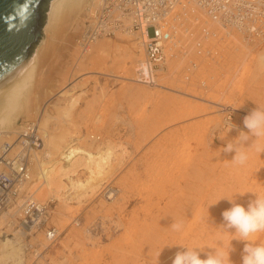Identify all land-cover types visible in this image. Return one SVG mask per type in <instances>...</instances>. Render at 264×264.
<instances>
[{"label":"bare ground","instance_id":"1","mask_svg":"<svg viewBox=\"0 0 264 264\" xmlns=\"http://www.w3.org/2000/svg\"><path fill=\"white\" fill-rule=\"evenodd\" d=\"M104 2L105 0H51L49 2L45 27L43 29V38L39 46L36 48L30 59L20 67V71L0 88V148L3 143L11 142L17 135H19L20 132H24L28 127L27 123H29L30 121L36 122L40 138L43 140V144L40 149L33 153V156L30 160L32 181L27 183L25 188L26 190H32V192L34 193V199L39 201L40 203L51 205L52 202L58 201L60 203V207H62L63 209L60 211V215H63V212L68 210L66 207L67 203L65 202L66 198H69L72 195H76L77 197H79L80 195L88 194L89 196L90 192L94 191L95 193L96 190L94 189L101 187L98 192L100 193L101 191H103V194L100 193L99 195H103L101 206L103 207L102 209H106V211L104 210L106 215L94 219L87 218L85 219L86 222L84 224L81 220L75 221L78 218L77 216V218L73 220L76 227H83L80 230L72 229L66 235L67 242L64 245L66 247H69L70 244H75L76 251L78 252L76 258H78L80 262L78 264H103V261L108 259L109 255L112 254L113 256V254L115 253H113V251L111 252L110 250H107L106 253L104 252L100 254L95 249L98 245L101 244L103 240H107L109 237H112V233H110L113 231L112 227L115 229L117 228V230L114 229L115 234L116 231H124L129 234L130 241H127L128 239H126V243H124L125 246L122 247V244L120 242L119 245L121 244V248L122 250H124V252L121 250L124 254V257L127 256V253L128 255H131L132 264H172V260L175 257L176 253L179 251H184V247L198 249L200 251V256L202 259L207 258V255L212 253L216 248L227 252L230 251L233 247V251L231 252L232 264H242L243 248L246 242L237 239L233 240L234 236L230 231H234V229L229 231L222 226L224 224L222 216V213L224 212L223 208L228 204V202H225L224 199H222L217 204L212 205L216 201L221 199L224 193H226L225 183L231 176H234L233 172H235V170L237 169H235L233 165H231V162L228 161L229 159H227L225 163H223V166L217 167V164V168H212L213 171H210V168L209 166H207L208 164L205 161L206 155L204 154L205 156H203V154L199 153L194 155L196 151L194 150V147H197L198 145V143L197 145L194 144V140L195 138H200L198 142L203 144V142L200 140L201 138L203 139V136L206 137V134H203L204 129L202 131L198 130L203 134V136H200L202 135L200 134V137L198 136V134V137H194V134H187L183 137L182 129L179 127H177L174 132H171L172 134H167L166 142H168V140L170 139H176L175 147H173L171 152L168 151L170 155L162 153L164 154V156H168V159H177L176 162L172 163L170 166L172 167L170 168L172 169V172L168 173L166 171L168 165L164 164L165 166L163 167L167 168L163 169L166 172L163 173L162 171V179L165 181V184L162 183L164 184L163 186H161V184L158 182L161 179V175L159 176V178L152 175L155 173L159 175L162 169L153 168V171L148 170L147 172L149 173V175L147 176V181L149 183H151L152 181L154 183H157L155 189L157 188L156 190L158 191V197L159 195H161V199L164 198L163 202H161L160 204L152 205V210H157V214L153 215L151 206H148L146 207L147 212H144V214H140L139 212L136 215L131 216L130 218L117 215L119 217L115 218V216H111V211H113L117 207H115V205L118 202L124 200V193H121L119 185L118 187L114 188L111 187L110 184L105 186V184H107L106 182L100 183L101 181L103 182V180L106 178V175L111 170H114V167H117L121 164V159H118L119 155H117L114 151V145H112L113 142H110V144L108 142L107 149H104V146H101L104 142H102L103 137L98 133L90 135L88 134V142L85 144H83V142L79 143L77 141L70 142L69 139L73 135L75 136V133L84 132L82 125L80 128V123L77 121L79 123L77 124V122L75 121L77 117L74 118V114L77 112L74 110L76 108L78 109L80 102L83 99L81 100L80 98H78L79 96H76L77 98H72V103L70 102L69 105L66 106L61 104L65 100L62 98H68L69 96H71L72 87L70 88V90L68 89V87L70 85H73L75 87L74 83L76 82V79L81 75L80 72L83 73L82 70H98L95 71L96 74H103L114 77L116 78V80L119 79V81L124 84L122 94L125 101L129 99L133 102L131 103L132 106L130 105L133 110L135 109L133 106H135L136 103H138L139 105V102L141 100L147 99L150 101H154L155 96H158L157 98L160 99L163 93H167L168 96H170L169 94H174L180 97L183 96L184 98H188L191 100L193 98V101L198 100L197 102H202L203 105H199V103L197 104L199 106L205 107L206 105L204 106V104L206 103L207 105L212 104L220 105L219 107L222 106V120H219V122L221 123L218 124L217 119H215L216 121L213 124L214 126L216 125V127L222 126L221 129H226V131H228L227 129L229 124L225 123L227 121H224L223 113L225 112L226 107L230 108L235 114L233 124L235 125L236 131H238V133H240L241 131L247 132L248 130L244 127L243 120L246 114H250L255 109H252L251 107H245L243 105H239L240 107L235 106L230 102H227L229 103L228 106H223L222 104H220V101L216 100L217 98L210 99L209 96L208 99H204L198 97L197 95L195 96L192 93L184 91L180 85H177V82L180 81L181 83V74L183 73L182 71L184 70V68L186 69L185 64L192 58L199 59L198 63L201 62L202 67L199 68L198 66L200 63L197 64L193 62L194 60L190 62L191 67L187 65L190 67L187 71L190 73L192 72L191 75L195 74V70H206L209 67L210 60L207 61L208 59H205L204 55L206 56V54L203 55V52L205 53V49H207L205 48V45H210V42H208L209 37L212 36L213 38V34L221 33L222 38L225 37L224 42L227 44L225 45L229 48V56H227L230 57L232 61H239L241 64L246 65L248 71L264 70V47L259 48V44H255V46H253L250 43V45H248L247 43L251 42L250 39H248L247 36L239 32V30H237L233 26H229L232 27V29L229 30L220 28L219 23L213 21V18L204 6H202L200 3H197L196 1H190L189 5H185V7H179L177 11L175 10L170 18V22L173 23L172 25H174V27L172 26L174 44H172L173 48L170 50L169 59L167 61V69L163 70V73L161 72L160 82L154 85L141 84L137 81L138 78H135V72L137 70L138 64L144 59L145 56V38L139 37L133 31H130V23L125 18L127 17V13H124L123 5L118 4L117 9L119 10H115L112 15L114 18H119L125 23V27H120L114 37L128 36V38L126 39L132 41L131 37L135 36L137 42L136 44L132 43V45H130L131 47H122L119 45H114L110 37H100L96 40L90 41L91 38L87 36V30L92 27L95 21L93 15L97 10H103L105 5ZM176 12L178 13L177 18L175 16ZM92 19L93 21H91ZM258 21L264 23V18H260ZM87 24L89 25L87 26ZM239 36H241L242 38ZM220 38L216 39L220 40ZM252 41L255 42L260 40H255L254 38ZM263 41L264 38L261 40V42ZM225 49L223 48V50ZM211 61L213 60L211 59ZM235 64L237 65V63ZM72 72H74L73 75L75 77L74 79L72 78V80L69 81L72 76V74L70 73ZM182 75L185 76V73ZM186 78L184 79L186 80ZM182 82L184 81L182 80ZM181 84L184 85L183 83ZM168 96L165 97L168 98ZM94 97L96 98V95ZM55 99H57L56 103H54ZM156 103H158V101H156ZM124 104L125 103L122 102L121 107H124ZM203 107H201V109L204 110ZM140 108L137 109L140 110ZM146 108L145 110H143V112L146 111ZM94 109H96V106ZM103 110L104 111L100 112L99 110L98 113H94V115L97 114L95 115L97 118H93L95 119L94 127L96 129L97 127H99V123H101V118L105 117L104 119H109L113 115V111L110 112L108 108L104 107ZM153 110L157 111L156 107ZM87 112L89 111L87 110ZM139 112L140 111H138V113ZM116 113L117 112H115V114ZM221 113L218 114L220 115ZM22 118L25 119V122L21 125L19 124V122ZM150 119L151 116L149 115V120ZM84 121L85 120H82V122ZM143 121L145 122V119ZM157 121L159 120L157 119ZM168 121L165 122L167 123ZM208 121L210 122L209 119ZM129 122H131V120ZM153 123V127L157 125V122ZM198 123L201 125L200 122ZM131 124L133 130L137 129L136 127L141 126L142 124V118H137V120L132 121ZM200 125L196 128L199 129ZM106 126H108V124ZM203 126L205 127V124ZM104 127H100L101 129L99 128L97 130L95 128L94 129L96 130V132H98L99 130L102 131L103 129H105ZM189 129L191 128H185L183 130L188 131ZM211 130H213V128ZM90 131L92 130L89 129L88 132ZM151 131L149 130L148 132ZM155 131L153 130V132ZM137 133L138 132H136V134ZM196 133L198 132L196 131ZM143 138H148V136ZM96 143L99 144L96 146ZM137 144L140 145V143ZM167 144L168 143H166V145ZM198 146L200 147L201 145ZM162 149L165 150V147L162 146ZM220 152L221 151H219V153ZM158 161L159 160H157L156 162L159 163ZM164 162L166 163V161L162 160V163ZM123 164L125 163L123 162ZM212 164L214 163L212 162ZM243 167H245V165ZM174 169H176V171ZM244 170L249 171L248 168ZM79 175L85 178L81 179L80 177H78ZM109 175L111 174L109 173ZM106 180H109V178ZM112 181L113 180H111V182ZM256 182L257 183H253V187L249 188L250 190L243 195L254 193L253 191H256L257 193L259 192V195H261V189L263 188L264 184L260 183L258 180H256ZM246 184L248 185L247 182ZM161 191H163L162 194H160ZM165 193L166 196L164 195ZM91 195L93 194L91 193ZM148 196H151L150 193ZM145 197L143 198L145 199ZM151 197H149V199H151L150 201H152ZM166 197L169 199L167 200ZM254 199L255 194L250 195L241 205L246 207L247 204ZM149 204L150 203H148V205ZM161 204H164V206ZM144 205H146V203ZM8 208V211L2 214V216L0 217V231L4 228H7V232H0V264H35L36 262H38L39 264H43V262L40 261L41 257L50 249L54 242H51L46 238L45 232H43L40 227L37 233H31L30 235H27V233L25 234V231H23L22 229L18 230L21 224V220L23 219L21 210L18 205ZM141 208L142 210L145 209L143 208V206ZM99 211L103 212L101 210ZM51 212L52 211H50L49 214L50 222L51 220L54 221V219L56 220L57 218L53 217ZM89 214L91 215V213ZM141 215L143 216L141 217ZM71 222L68 223L70 224ZM177 222L182 223V228L179 231L174 230L172 227V225ZM64 227L65 225H63L61 229ZM98 228H101L104 234H94V232H96ZM56 229L58 230L59 240V238L61 237V231L58 227H56ZM66 229L67 227L63 229V232ZM120 238L121 237H119V239ZM113 242L116 243L115 240ZM254 242L264 243V233L257 234V236L254 238ZM29 245L32 247H36L39 256H42H38L39 258H37V256H35L33 252L28 249ZM116 247L117 245L113 246V248ZM67 260V258L64 259V261L60 262V264L66 263ZM126 260L124 259L125 262ZM53 264H59V262L53 260Z\"/></svg>","mask_w":264,"mask_h":264},{"label":"rangeland","instance_id":"2","mask_svg":"<svg viewBox=\"0 0 264 264\" xmlns=\"http://www.w3.org/2000/svg\"><path fill=\"white\" fill-rule=\"evenodd\" d=\"M217 34L218 35H217L216 38L219 39L220 36H221V33H217ZM77 36H78V34H77ZM77 36H76V38H77ZM239 37H241V36H239ZM126 38H128V36H126V37L118 36V37H113L111 39H112V42L114 43V45H119V46H122V47H128V46L132 45V43L133 44L137 43L135 36L131 37L132 41H129ZM214 38L215 37L212 38V36L209 37V41L208 42H210V45L209 44L205 45V48H207V49H205L206 50L205 53L203 52V55L206 54V56L204 55L205 59L206 60L208 59L207 61L210 60L209 67L206 70H195V74L191 75L192 72L190 73V72L187 71V70H189L188 68L191 67L190 62H192L194 60L193 62H195L197 64L200 63L199 66H198L199 68H201L202 66H201V62L198 63L199 59L192 58V59L188 60L186 62V64H185L186 65V69L184 68V70L182 71L183 72L182 74L185 73V76L181 74V78L184 81V82H182V80H181V83H183L184 85H182L180 83V81L177 82V85H180L183 88L184 91L192 93L195 96L197 95L198 97H201V98H204V99H208L209 96H210L209 97L210 99H212V98L216 99L217 98L216 100L220 101V104H222L223 106H225V105L228 106L229 103H227V102H230V103H232V105H235V106H239V105L242 106L243 105L245 107H251L252 109H256L257 107H259L262 110H264V70H249L248 71L247 68H246V65L241 64L239 61H232L230 59V57H228L229 56V51H228L229 48L226 46L227 44L224 42L225 41V37L222 38V36H221L220 40H217L216 38L215 39ZM210 39H212V40H210ZM213 40H214V42H213ZM223 42H224V44H223ZM250 43L253 46H255V44H259V46H258L259 48H263L264 47V41L261 42V40L260 41H255V42L251 41V42H248L247 44L250 45ZM125 45H127V46H125ZM211 45L213 46V48H212ZM218 46L220 48H222V49H220ZM225 47H226V49H225ZM223 48L225 50H223ZM212 51H214V52H212ZM216 51H217V53H216ZM219 52L222 53V54H220ZM214 53H216V54H214ZM210 58L213 61H211ZM233 63L234 64L237 63V65L236 64L234 65ZM187 65H189L190 67L187 66ZM66 71H68V70H66ZM69 71H71V70H69ZM82 71H83V73L80 72L81 75L76 79V82L74 83L75 87L73 85L69 86V83H68V86H69L68 89L70 90V88L72 87L71 88V93L72 94H71V96H69L70 98L69 97L68 98H62V99H65V100L62 102L61 105H66V106L69 105L71 100H72V98H77L76 96H79L78 98H80L81 100L83 99L80 102V105H79L78 109L76 108L74 110V111H77L75 113L76 115L74 114V112H73V114H74V118L77 117V119H78V120L76 119L75 121L76 122L78 121L80 123V128H81V125H82V128L84 129L83 130L84 132L75 133V136L73 135L69 139L70 142L71 141H74V142L77 141L79 143L83 142V144H85V143L88 142V136L90 134L98 133V134H100V136L103 137L102 138V142L104 141L101 146L102 147L104 146V149H107L108 142H109V144H110V142L111 143L113 142L112 145H114V151L116 152L117 155H119L118 159L119 160L121 159L120 160V162H121L120 165L121 166L120 165H118V166L115 165L117 167H114V170H111V171L109 170L110 171L109 173L111 175H109V173H108L106 175V178L104 179L105 181L103 180V182L102 181L100 182V183L106 182L107 184H105V186L110 184V186L114 187V188L118 187V185H119V188L121 189V193H124V196H125L123 201L118 202L115 205V207L117 206L115 208L116 210L114 209L115 211L114 210L111 211V213H112L111 216H115V218L119 217V216H126V217L130 218L131 216H134V215H136L139 212H140V214H144V212L146 213L147 212L146 207H148V206H151V210H152V205L153 204L157 205V204H160L161 202H163L164 198L161 199V195H159V197H158V191L156 190L157 188L155 189V187L157 186V183H154L153 181L151 183H149L147 181V176L149 175V173H147V172H148V170L153 171L152 170L153 168L162 169L159 175H157L156 173L152 174V175H154V177H158V178L161 175L160 176L161 179L158 182L161 184V186H163L165 184V181L162 179L163 178L162 177L163 173L166 172V171L168 173H171L172 169H170V168H172V167H170V166H171L172 163L176 162V160H177V159L174 160L173 158L172 159L171 158L168 159V156H166V155H170L169 152H171L173 147H175V145H176V143H175L176 139H174V140L170 139V140H168V142H166L167 141L166 140V136H167V134H172L171 132H174L177 127L182 129L183 137L185 135H187V134L188 135L194 134V137H198L200 134H202L198 130L202 131L204 129L203 130V134H206L205 135L206 137H204L203 134L200 135V136H203V139H205V140H203L201 138V140H200V141L203 142V144L198 142L200 138L199 139L195 138V140H194V142H195L194 144L197 145V143H198V145H201L200 147L198 145H197V147L194 145L195 146L194 150H196L194 155L197 154V153L203 154V156L206 155L205 156V159H206L205 161L208 164L207 166H209V168H210L209 170L210 171H213V169H215V168H217L219 166H223L224 165L223 163H225V161L227 159H229L228 161L231 162V165H233V167L235 169H237V170H235V172H233L234 176L233 177L231 176L225 183L226 193H224L222 198H224V201L228 202V204L224 206L223 211L229 210L232 207L233 202L234 203H238V204H242V203L245 202V200L250 195L256 194L257 192L253 191L254 193H250L248 195H246V194L243 195L244 193H247V191L250 190L249 188L253 187V183H257L256 180H258L260 183L264 184V171H263V168H264V153L257 152L255 150V148L246 149L248 151L249 159L246 162V164H244L245 167H243L244 165H237V164L232 162V159H233V157L235 155V152H231V153H228V152L224 153L223 152V148L227 145V143L228 142H234V139L238 136V134L237 133H233V132H231L232 134L230 132L228 133V131H226V129H221L222 126H218V127H216V125L214 126L213 123L216 121L215 119H217L218 124L221 123V122H219V120L220 121L222 120V113H221V111L223 110L222 106L219 107L220 105H212V104L211 105L210 104L207 105V103H206V104H204V106L205 105L206 106L203 107V106H199V105H203L202 102H197L198 100L197 101L196 100L193 101V98L191 100V99H188V98H184L183 96L180 97V96L174 95V94H169L170 96H168L167 93H163L162 92L163 94L161 93L162 94L161 95L162 99L160 98L161 100L159 98H157L158 96H155V100L154 101H150V100H147V99L146 100H141L139 102V105H138V103H136L135 106H133L135 108L133 110V108L131 107L132 106L131 103H133V102L130 101L129 99L126 100V101L124 99V96L122 94V89H123V85L124 84L121 81H119L118 78H117L118 80H116V78L108 76V75L96 74L95 71H98V70H82ZM70 74H72V76H71V79L69 81H71L72 78L74 79V77H75L73 75L74 72H72ZM188 75H190V77L192 79L190 78V80H187L186 77ZM183 77L186 78V80ZM116 81H117V83H116ZM185 83H187V84H185ZM101 88L103 89L104 94H103V91H102ZM105 88H106L107 92H106ZM105 92H106V95H105ZM223 92H224V94H223ZM95 95H96V98L94 97ZM165 96H168V98L165 97ZM177 96H178V98H177ZM85 98H87V99H85ZM92 98H93V100H92ZM88 99H89V101H88ZM146 101H148V102H146ZM156 101H158V103H156ZM56 102H57V99L54 100V103H56ZM91 102L92 103L94 102V103L92 104ZM122 102L125 103L124 107H121L122 106L121 105ZM143 103L146 106H144ZM198 103H199V105H197ZM166 104H167V106H166ZM247 104H248V106H247ZM159 105H161V106H159ZM175 105H177V106H175ZM95 106H96V109H94ZM215 106H216V108H215ZM89 107L92 108V109H90ZM102 107L103 108L104 107L108 108V110L110 112L113 111L112 113H113L114 116L112 115V117L109 118L110 120L109 119H104L105 117L101 118L102 119L101 123H99V127H97V129H99L100 127H104V126H105L104 127L105 129L102 128L103 129L102 131L99 130L98 132H96L97 129L94 127V120L97 118L95 116L97 114L94 115V113L95 112L98 113L99 110H100V112L104 111ZM144 107L145 108L148 107V108H146V111L143 112V110H145ZM155 107H156L157 111L153 110V109H155ZM164 107H165L166 110L164 109ZM201 107H203L204 110L201 109ZM117 108H118V110H117ZM137 108H140V110L137 109ZM207 109H209V110H207ZM87 110L89 112H87ZM170 110H172V111H170ZM114 111L117 112V113L115 114ZM138 111H140V112L138 113ZM128 113H129V115H128ZM142 113H143V115H142ZM218 113H221L220 114L221 116ZM162 114H164V115H162ZM211 114H213V115H211ZM149 115L151 116L150 120H149ZM91 116H92V118H91ZM115 116H118V117H115ZM141 116H144V117H141ZM210 116H212V117H210ZM85 117L86 118L88 117V118L86 119ZM172 117H175L176 120H175V118H172ZM177 117H179V118H177ZM209 117L210 118H214V119H210ZM223 117H224V114H223ZM93 118H95V119H93ZM137 118L138 119L142 118V124H141V126L136 127L137 129L134 128L135 130H133L131 122L134 121V120H137ZM170 118L172 120L173 119L174 120L172 121ZM144 119H145V122L143 121ZM157 119L159 121H157ZM208 119L210 120V122L208 121ZM82 120H85V121L82 122ZM130 120H131V122H129ZM91 121H92L93 125H92ZM165 121H168V122L166 123ZM24 122H25V119L22 118L20 120L19 124L22 125ZM78 122H77V124H79ZM153 122H155V123L157 122L156 124L158 126L155 124L156 126L153 127V125H154ZM161 122H162V125L164 124L163 126L161 125ZM198 122H200V123L202 122L201 123L202 126ZM143 123H145V124H143ZM107 124H108V126H106ZM204 124H205V127L203 126ZM143 125H144V127H143ZM199 125H200V128L199 129L196 128V127H199ZM186 126H188V127H186ZM107 127H108V130H107ZM142 127H143V129H142ZM147 127H148V129H147ZM170 127H172V128H170ZM183 127L187 128V129L188 128H191V129L186 131V130H183V129H185ZM214 127H216V128H214ZM212 128H213L214 132H213V130H211ZM89 129H91L92 131L88 132ZM111 129H112V131H111ZM138 130L140 131V134H139ZM149 130L150 131L152 130V131L148 132ZM153 130L154 131L156 130V131L153 132ZM135 131L138 132V133L136 134ZM196 131L198 133H196ZM204 131H205V133H204ZM206 131H207L208 134L210 132L211 135L210 134L208 135L206 133ZM100 132H102V133H100ZM163 132H164V134H163ZM195 133H196V135H195ZM147 134H150V135H147ZM179 134H181V133H179ZM197 134H198V136H197ZM81 135H83V136H81ZM128 136H130V137H128ZM147 136H148V138H143V137H147ZM191 136H193V135H191ZM221 137L223 139H220ZM196 139H198V140H196ZM145 140H146V142H145ZM161 140H163V141H161ZM222 140H224V141H222ZM165 142L168 143V144L166 145ZM207 142H209V143H207ZM137 143H140L141 146L139 144H137ZM249 143H251V141H249ZM261 143H264V140H262ZM98 144L99 143H96L95 145L97 146ZM155 144H156V146H155ZM162 146L165 147V150L162 149ZM141 149H143V150H141ZM217 150H219L221 152L219 153V151H217ZM200 151H201V153H200ZM162 153H166V155L164 156V154H162ZM157 160H159L158 161L159 163L156 162ZM162 160L166 161L167 164L165 162L162 163ZM122 161L125 164H123ZM212 162L214 164H212ZM154 163H155V165H154ZM164 164L168 165L167 166L168 168L167 167H163V166H165ZM217 164H218V166H217ZM246 168H248L249 171L244 170ZM163 169H166V171L163 170ZM174 170L176 171V169H174ZM162 171H163V173H162ZM139 172H140V174H139ZM78 177H80L81 179L85 178V177H82L81 175H79ZM108 178H109V180H106ZM120 179H121V181H120ZM131 179H132V181H131ZM111 180H113V181L111 182ZM122 180H124V181H122ZM145 181H146V183H145ZM147 182H148V184H147ZM246 182L248 183V185L246 184ZM162 183H164V184H162ZM149 186H152L153 188L149 187ZM248 186H250V187H248ZM100 188L101 187H98V188L94 189V190H96L95 193H94V191H92V192L89 193V196H88V194H84L85 197H84V195H80L79 197H77L76 195H72L69 198H66L65 202L67 203L66 207H67L68 210L63 212V215L59 214L60 211L63 210L62 207H60V205H59L60 203L58 201H55V202L51 203L52 216L53 217H57V218H56V220L54 219V221L53 220H51V222L49 221V225H51V226L53 225V226L58 227L60 229V231H61V237L59 238V240L57 242H55L50 247V249L47 252H45L43 254V256L41 257V260H40L41 262H43V264H53V260L59 262V264H60V262H63L64 259H66V258L68 260L64 264H72V263L73 264H78V263H80L79 259L76 258V256L78 255V252L76 251L75 244H70L69 247H66L64 245L67 242L66 235L72 229L80 230L83 227V226L82 227L79 226L78 228L76 227L75 222L73 220L76 219L77 216H78V218L75 221L81 220L82 223L84 224L86 222L85 219H87V218H93L94 219V218L102 217V216L106 215V213H105L106 209H102L103 207L101 206V203H102V200H103V198H102L103 195H99V194L100 193L103 194V191H101L99 193L98 190ZM129 190H131V191H129ZM261 190H262L261 195L264 196V186H263V188ZM139 191H140V193H139ZM148 192L150 193V195L152 197L148 196L149 195ZM162 192L163 191H161L160 194H162ZM91 193L93 195H91ZM257 194H260V193L258 192ZM164 195L166 196V193ZM81 196H82V198H81ZM143 197H145V199ZM149 197L152 198V201H150L151 199H149ZM225 197H227V198H225ZM228 198L232 199L233 201H229ZM166 199L168 200L169 198L166 197ZM147 202L150 203V204L148 205ZM145 203H146V205H144ZM141 205L146 210L145 209L142 210V208H141L142 206ZM161 205L164 206V204H161ZM99 210H101L103 212H100ZM152 211H153V215L157 214V210L153 209ZM89 213H91V215ZM117 215H119V216H117ZM142 216L143 215H141V217ZM68 222H71V223L69 224ZM63 225H65V227L61 229V227ZM67 225H69V226H67ZM66 227H67V229L63 232V229H65ZM112 229H113V231L110 232V233H112V237H109L107 240H103L101 242V244L98 245L95 248L98 251V253H100V254H102L104 252L106 253L107 250H110L111 252L113 251V253L115 252L113 254V256H112V254L109 255L108 259L103 261L104 262L103 264H132L131 255L130 254L128 255V253H127V256L124 257V254H123L124 250H122V248H121V244H122V247L125 246L124 243H126V239H128L127 241H130L129 234L124 232V231H119V232L116 231V234H115V230H117V228L115 229V228L112 227ZM3 231L7 232V228H4L0 232L4 233ZM95 233L104 234V232H103V230L101 228L100 229L98 228L96 230V232H94V234ZM119 237H121V238L119 239ZM114 240L116 241L117 244L115 242H113ZM111 241L113 242V244H112ZM119 242L121 243L120 245H119ZM110 244H112V245H110ZM116 245H117V247L113 248V246H116ZM104 248H107V249H104ZM103 249H104V251H103ZM113 258H114V261H113ZM124 259L125 260L129 259V260H126V262H125ZM107 260H108V263H107ZM122 261H124V262H122ZM109 262H111V263H109Z\"/></svg>","mask_w":264,"mask_h":264},{"label":"built area","instance_id":"3","mask_svg":"<svg viewBox=\"0 0 264 264\" xmlns=\"http://www.w3.org/2000/svg\"><path fill=\"white\" fill-rule=\"evenodd\" d=\"M190 1L204 6L220 28L229 30L232 29L229 26H233L250 41L264 38V23L258 21L264 18V0H105L103 10H97L93 15L95 21L87 30V36L91 38L90 41L100 37L113 38L120 27H125L121 19L112 16L115 10H119L118 4L123 5L130 31L145 38V56L138 64L135 78L141 84L154 85L160 82L161 72L167 69L174 44V25L170 18L175 10L189 5ZM177 15L176 12V18ZM213 36L217 37V34ZM190 78L188 75L187 80ZM223 114L224 121H227L225 123H234L233 110L226 107ZM27 124L24 132H20L11 142L3 143L0 148V217L8 211V207L18 205L23 218L18 230L22 229L30 235L37 233L40 227L46 238L55 243L58 241V230L56 226L49 225L51 205L35 200L32 190L25 188L32 181L30 160L43 144L36 122L30 121ZM231 132L239 135L235 127ZM28 249L37 258L42 256H39L36 247L29 245Z\"/></svg>","mask_w":264,"mask_h":264},{"label":"clouds","instance_id":"4","mask_svg":"<svg viewBox=\"0 0 264 264\" xmlns=\"http://www.w3.org/2000/svg\"><path fill=\"white\" fill-rule=\"evenodd\" d=\"M243 124L248 131H241L234 142H228L223 148V152H235L232 162L237 165H244L248 161L249 155L246 149L255 148L257 152L264 153V143H261L264 140V110L257 107L245 116ZM234 127L235 125L231 123L227 129L228 133ZM221 139L223 138L221 137ZM222 199L224 198L212 205L217 204ZM229 201L233 200L229 199ZM222 216L224 221L222 226L229 231L234 229V231H230L234 236L233 240L246 242L243 248L242 264H264V243L254 242L257 234L264 233V196L255 194V199L251 200L246 207L233 202L232 207L224 211ZM172 227L179 231L182 228V223H174ZM184 248V251L176 253L172 264H232L231 252L233 247L227 252L216 248L204 259L201 258L198 249Z\"/></svg>","mask_w":264,"mask_h":264},{"label":"water","instance_id":"5","mask_svg":"<svg viewBox=\"0 0 264 264\" xmlns=\"http://www.w3.org/2000/svg\"><path fill=\"white\" fill-rule=\"evenodd\" d=\"M51 0H0V88L39 46Z\"/></svg>","mask_w":264,"mask_h":264}]
</instances>
